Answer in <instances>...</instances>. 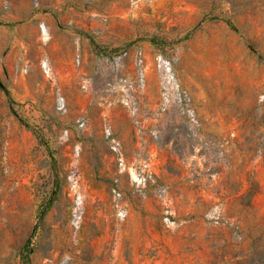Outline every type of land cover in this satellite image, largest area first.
Listing matches in <instances>:
<instances>
[{
    "label": "rangeland",
    "instance_id": "1",
    "mask_svg": "<svg viewBox=\"0 0 264 264\" xmlns=\"http://www.w3.org/2000/svg\"><path fill=\"white\" fill-rule=\"evenodd\" d=\"M0 264H264V0H0Z\"/></svg>",
    "mask_w": 264,
    "mask_h": 264
},
{
    "label": "bare ground",
    "instance_id": "2",
    "mask_svg": "<svg viewBox=\"0 0 264 264\" xmlns=\"http://www.w3.org/2000/svg\"><path fill=\"white\" fill-rule=\"evenodd\" d=\"M44 32H45V30H44Z\"/></svg>",
    "mask_w": 264,
    "mask_h": 264
}]
</instances>
